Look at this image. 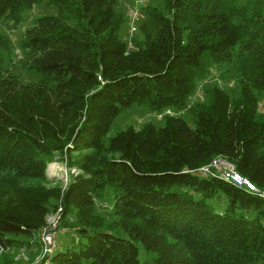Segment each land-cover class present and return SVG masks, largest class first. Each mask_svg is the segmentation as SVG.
Segmentation results:
<instances>
[{
    "label": "trees",
    "instance_id": "16d2710c",
    "mask_svg": "<svg viewBox=\"0 0 264 264\" xmlns=\"http://www.w3.org/2000/svg\"><path fill=\"white\" fill-rule=\"evenodd\" d=\"M40 2L0 0V21L16 27ZM44 3L56 11L33 16L18 40L17 61L38 80L10 69L0 32V264L38 245L58 205L63 232L44 264H264V196L198 172L221 155L264 189V0L147 2L142 36L126 43L116 0ZM231 61L238 96L214 83L188 105L211 65ZM132 105L189 106L194 126L170 113L109 133ZM56 152L79 169L64 188L47 183ZM107 185L109 218L96 202ZM221 193L226 207L213 210L207 198Z\"/></svg>",
    "mask_w": 264,
    "mask_h": 264
},
{
    "label": "rangeland",
    "instance_id": "374dc122",
    "mask_svg": "<svg viewBox=\"0 0 264 264\" xmlns=\"http://www.w3.org/2000/svg\"><path fill=\"white\" fill-rule=\"evenodd\" d=\"M240 3H246L248 0H238ZM151 5H160L162 6L161 0H148ZM147 2H145L143 5H145ZM134 2L132 0H116L115 4V10L120 12L121 15L124 17V22L120 24V30H119V37L126 43L129 37H135L136 39H139L142 36L141 30L138 28L139 24L142 21H145L147 19V15L144 14L142 11V8L139 10V16L137 20L134 22L136 26L135 31H130L129 29V19L127 15V8L132 7ZM56 10L52 6H47L44 3V0H41L40 3L34 4L29 9H23L22 12H20V19L21 21L19 24L14 27L12 24H10L9 20H3L0 21V32H4L9 37V47H11V53L14 55L13 62L10 64V69L14 72V74L19 75L23 80L32 82L36 81L40 78V73L37 72H28V70L21 68L19 62L17 61V58L20 53V47H18V40L23 36V29L26 27H29L33 22V16L37 14H43V13H54ZM7 54V53H5ZM236 69L233 61L231 62H223L222 64H213L211 65V68L209 70L208 74H205L202 78L197 80V87L194 90L192 97L188 98L187 104L190 105L193 102H206L208 101L207 95L204 93L203 88L205 86H210L214 83H218L221 87L226 88L229 93H231L232 96L237 97V87L238 83L235 79L236 77ZM262 104L264 105V94L260 98ZM187 107H184L183 109H177V108H164L163 111L155 113L153 110L149 109L147 106L139 107L137 105L129 106L126 110L121 112L116 119H114V122L112 124V127L110 129L109 133H116V131L128 127L130 125H134L135 127H141L143 126V123L146 121H151L153 124L162 125L163 116L165 114L169 115L170 113H180L182 116L185 117L186 121L191 125L194 126V122L192 121V113L190 109ZM259 114L264 113V107L259 108ZM55 160L49 161V163L46 164V178L47 183L50 184H60L62 188L66 185V181L70 177V175H75L79 171L78 168H73L72 166H67L63 161L59 160V155L56 152ZM111 185H107L103 193L105 194L104 198H99L97 202V207L99 208L102 213H104V217H111L110 214V203L113 200V190L111 188ZM207 201L209 204H211L212 209H218L222 210L224 207H226L225 202V195L223 193L216 195L215 197L207 198ZM251 214V211L249 212ZM58 237V236H57ZM36 241L38 242V234L35 236ZM59 239V237H58ZM62 240V239H60ZM59 240V241H60ZM64 242V241H63ZM62 243L60 242L59 246ZM39 245V242H38ZM36 245L33 246H25V248H11V251H14L16 253V257L19 258V264H34L39 257L40 254V247ZM141 257V255H140Z\"/></svg>",
    "mask_w": 264,
    "mask_h": 264
},
{
    "label": "built area",
    "instance_id": "2783aa9c",
    "mask_svg": "<svg viewBox=\"0 0 264 264\" xmlns=\"http://www.w3.org/2000/svg\"><path fill=\"white\" fill-rule=\"evenodd\" d=\"M134 2L133 6L130 8H127V15L129 19V29L130 31H135L137 28L134 24V22L138 18L139 14V8L140 5H143L148 0H132ZM257 106L259 108L264 107L261 100H258ZM211 169H214V173H210L211 175L220 176L224 178L226 181H231L233 184L238 185V187H243L245 189L251 190L253 193H257L260 196H264V189L259 188L257 186L253 185V182L251 180L244 176L237 173L235 170V166L233 162H230L229 160H226L221 155L213 156V158L207 162L206 164L200 166L198 169V172H210ZM61 217V210L59 205L56 206L54 211L51 212V214L46 217V222L42 229L38 231V239H39V245L40 247V254L34 264H41L45 263L46 256L53 253V250L57 247L58 244V235L59 233L63 232L61 228H59V219ZM31 264V263H28Z\"/></svg>",
    "mask_w": 264,
    "mask_h": 264
}]
</instances>
